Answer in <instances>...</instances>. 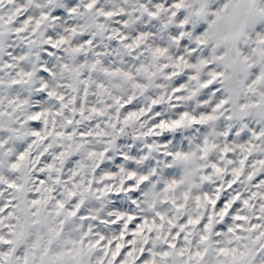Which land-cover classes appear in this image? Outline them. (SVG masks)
I'll use <instances>...</instances> for the list:
<instances>
[{
	"label": "snow or ice",
	"instance_id": "6c2138e0",
	"mask_svg": "<svg viewBox=\"0 0 264 264\" xmlns=\"http://www.w3.org/2000/svg\"><path fill=\"white\" fill-rule=\"evenodd\" d=\"M0 264H264V0H0Z\"/></svg>",
	"mask_w": 264,
	"mask_h": 264
}]
</instances>
